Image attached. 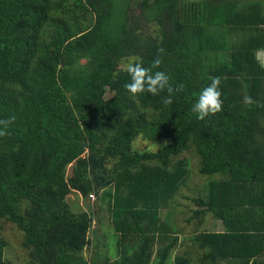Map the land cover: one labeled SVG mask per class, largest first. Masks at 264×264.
<instances>
[{
  "label": "trees",
  "instance_id": "obj_1",
  "mask_svg": "<svg viewBox=\"0 0 264 264\" xmlns=\"http://www.w3.org/2000/svg\"><path fill=\"white\" fill-rule=\"evenodd\" d=\"M160 48L153 71L184 85L169 106L166 91L124 88L126 65ZM213 77L222 111L198 120ZM11 116L0 223L21 233L27 264H264V0H0V120ZM139 138L168 143L140 151ZM185 152L212 178L203 196H181ZM72 192L106 200L114 251L90 238L95 212H74ZM180 196L196 228L179 242ZM206 216L220 228H201ZM6 247L0 236V264H13Z\"/></svg>",
  "mask_w": 264,
  "mask_h": 264
},
{
  "label": "rangeland",
  "instance_id": "obj_2",
  "mask_svg": "<svg viewBox=\"0 0 264 264\" xmlns=\"http://www.w3.org/2000/svg\"><path fill=\"white\" fill-rule=\"evenodd\" d=\"M168 143L167 140H161L155 143L146 141L142 138L136 140L134 147L137 150H149L156 151L162 148L164 145ZM179 159H187L190 168L189 174V182L183 189L181 190L183 193L181 196L185 197H195L197 195L203 196L202 186L205 183H208L212 178L207 176H201L198 173L199 168V160L195 157L191 152H185L179 155L176 160ZM70 167L68 168V173H70ZM213 177V176H212ZM214 179L217 176L213 177ZM179 197V207L176 210L177 215V225L179 223V227L182 228L183 234L179 235V242L183 236H188L190 233H194L196 220L193 219L189 224H187L184 220L191 216L188 210L195 209L196 207L189 201V199L184 200L182 197ZM67 202L70 204L72 210L74 212H82V211H91L95 212L92 222V227L90 231V238H92L93 242H95L98 247L102 251H107V249H112L114 251V239L113 230L110 224L109 212L107 209L106 200L102 198H90L89 200H85L79 194L72 192L67 197ZM215 221L210 217L206 216L205 224L201 227L203 229L209 231H215L220 228V225L214 226ZM1 227V238L6 241L7 247L4 252L7 258L13 264H27V255L26 252L20 247L21 233L16 229L14 225L8 224L6 222L0 223ZM107 248V249H106ZM92 250L94 248H89L84 251V256L89 258L92 255ZM186 250H190V243L185 239L183 243H180L178 248L173 251L172 256L174 257L177 254L183 253ZM108 254L111 255L109 252Z\"/></svg>",
  "mask_w": 264,
  "mask_h": 264
},
{
  "label": "clouds",
  "instance_id": "obj_3",
  "mask_svg": "<svg viewBox=\"0 0 264 264\" xmlns=\"http://www.w3.org/2000/svg\"><path fill=\"white\" fill-rule=\"evenodd\" d=\"M163 52V48L158 49L156 57L148 67H145L142 62L128 63L125 70L130 76V82L125 83L124 88L133 96L144 92L159 95L161 92L166 91L167 95L162 98L161 103L169 106L173 103L175 93L183 91L184 85L181 83L174 88L170 83L171 77L169 74L160 70L153 71L160 68ZM220 84L221 78L213 77L211 83L199 93L198 99L191 108V112L195 114L198 120H204L209 115H215L222 111L223 101L220 98L222 95ZM244 103L251 105L255 102L250 96H245ZM14 120L15 116L0 120V137L8 135L7 129Z\"/></svg>",
  "mask_w": 264,
  "mask_h": 264
}]
</instances>
